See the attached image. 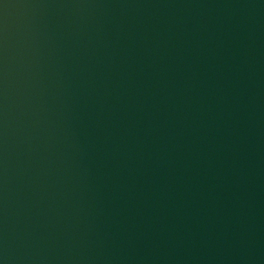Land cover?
Wrapping results in <instances>:
<instances>
[{"label": "water", "instance_id": "water-1", "mask_svg": "<svg viewBox=\"0 0 264 264\" xmlns=\"http://www.w3.org/2000/svg\"><path fill=\"white\" fill-rule=\"evenodd\" d=\"M0 264H264V0H0Z\"/></svg>", "mask_w": 264, "mask_h": 264}]
</instances>
